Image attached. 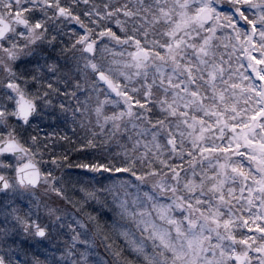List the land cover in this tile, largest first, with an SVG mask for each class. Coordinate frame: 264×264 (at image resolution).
<instances>
[{
    "label": "snow or ice",
    "instance_id": "1",
    "mask_svg": "<svg viewBox=\"0 0 264 264\" xmlns=\"http://www.w3.org/2000/svg\"><path fill=\"white\" fill-rule=\"evenodd\" d=\"M0 264H264V0H0Z\"/></svg>",
    "mask_w": 264,
    "mask_h": 264
}]
</instances>
